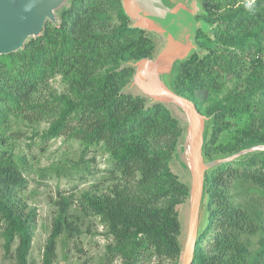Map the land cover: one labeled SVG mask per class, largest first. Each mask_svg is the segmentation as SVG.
Masks as SVG:
<instances>
[{"label":"trees","instance_id":"1","mask_svg":"<svg viewBox=\"0 0 264 264\" xmlns=\"http://www.w3.org/2000/svg\"><path fill=\"white\" fill-rule=\"evenodd\" d=\"M249 2L203 0L197 19L209 24L211 33L197 32L201 51L178 63L171 77L173 91L211 118L206 161L264 145V0H254V10L246 8ZM57 15V25L46 23L20 50L0 55V125L9 116L30 123L45 119L44 139L66 135L85 152L99 147L108 156L110 184L82 191L77 201L79 213L98 218L111 238L103 264H179V209L189 186L170 163L182 126L164 105L147 107L146 99L122 92L134 73L123 64L152 58L155 43L148 33L130 28L121 0H69ZM200 39L222 51L204 48ZM57 77L65 90L36 101ZM240 80L241 89L212 98ZM240 115L248 117L243 126L230 142L218 144L231 127L228 119ZM20 160L0 149V235L4 254L14 247L16 264H27L37 215L18 198L27 185ZM243 188L264 203V151L205 174L206 221L192 264H264V234L254 253L246 244L248 236L264 233L262 214L230 196ZM73 205L63 196L57 202L44 264L51 262L61 236L81 235Z\"/></svg>","mask_w":264,"mask_h":264},{"label":"water","instance_id":"2","mask_svg":"<svg viewBox=\"0 0 264 264\" xmlns=\"http://www.w3.org/2000/svg\"><path fill=\"white\" fill-rule=\"evenodd\" d=\"M68 2L0 0V55L20 50L29 39L40 35L46 23L57 25L58 11ZM121 5L130 28L148 33L155 43L152 58L123 64L122 68L131 66L134 73L122 92L146 99L147 107L164 105L182 126L170 164L178 162L185 177L182 181L189 186L179 264H192L197 238L206 221L205 174L219 165L264 151V145L248 146L231 155L206 161L203 153L211 118L171 88L176 65L201 51L196 41L197 32L211 33L210 25L197 19L203 11V0H121Z\"/></svg>","mask_w":264,"mask_h":264},{"label":"rangeland","instance_id":"3","mask_svg":"<svg viewBox=\"0 0 264 264\" xmlns=\"http://www.w3.org/2000/svg\"><path fill=\"white\" fill-rule=\"evenodd\" d=\"M199 43L204 48L222 51L206 39H200ZM241 83V80L229 83L222 93L213 95L212 98L220 100L230 89L234 87L241 89ZM64 90V84L60 77H57L50 80L45 88L36 94L35 100H48L49 93L60 94ZM247 119V115L229 118L231 127L220 135L218 144L230 142ZM47 128L48 122L45 119L38 123H30L15 116H9L7 121L0 125V139L3 140L0 141V149L13 153L21 159V170L27 180L26 188L18 198L28 208L34 209L37 215L27 264H44L45 245L52 227V219L57 213V202L60 201L61 196L67 197L74 203L70 211L71 214H77L79 217L81 235L75 239L61 236L49 264H103L106 246L111 242V238L98 218L86 217L79 213L77 201L82 191L97 186L106 188L110 184L108 156L99 147H92L85 152L76 139L66 135L46 140L42 135ZM171 168L180 180L185 181L178 162L173 161ZM231 195L237 203H246L251 210L259 211L262 214L259 224L264 228V203L258 195L249 194L244 188L232 190ZM179 214L183 233L187 219L186 203L180 207ZM263 234L261 232L250 235L246 239L251 253L260 249L259 241ZM2 244L0 235V264H16L14 247L12 254L5 255ZM113 264H119V260L114 261ZM150 264L171 263L168 260H152Z\"/></svg>","mask_w":264,"mask_h":264},{"label":"clouds","instance_id":"4","mask_svg":"<svg viewBox=\"0 0 264 264\" xmlns=\"http://www.w3.org/2000/svg\"><path fill=\"white\" fill-rule=\"evenodd\" d=\"M253 5H254V0H251V2L246 4V8H248L249 10H254Z\"/></svg>","mask_w":264,"mask_h":264}]
</instances>
